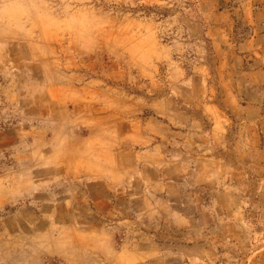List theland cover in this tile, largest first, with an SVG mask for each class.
I'll return each instance as SVG.
<instances>
[{
	"label": "rangeland",
	"instance_id": "obj_1",
	"mask_svg": "<svg viewBox=\"0 0 264 264\" xmlns=\"http://www.w3.org/2000/svg\"><path fill=\"white\" fill-rule=\"evenodd\" d=\"M0 264H264V0H0Z\"/></svg>",
	"mask_w": 264,
	"mask_h": 264
}]
</instances>
